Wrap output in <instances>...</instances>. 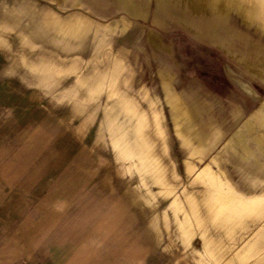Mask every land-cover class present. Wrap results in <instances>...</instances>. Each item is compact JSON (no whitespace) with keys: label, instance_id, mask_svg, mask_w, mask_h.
<instances>
[{"label":"rangeland","instance_id":"1","mask_svg":"<svg viewBox=\"0 0 264 264\" xmlns=\"http://www.w3.org/2000/svg\"><path fill=\"white\" fill-rule=\"evenodd\" d=\"M198 1L0 0V264H264V155L230 148L264 129V0L263 29Z\"/></svg>","mask_w":264,"mask_h":264},{"label":"bare ground","instance_id":"2","mask_svg":"<svg viewBox=\"0 0 264 264\" xmlns=\"http://www.w3.org/2000/svg\"><path fill=\"white\" fill-rule=\"evenodd\" d=\"M204 3H206L205 0H199L198 1L197 5L195 6L196 13H198L200 11H203V9L205 8V4ZM209 8H210L209 10L213 11V12H218V11H220V12H224V11L230 12V11H234L239 16H241V18H242V20L244 22L249 23V24L250 23L251 24H256V25L258 24V25H260L261 28L263 26V25L261 26V24L259 23L256 15H255L254 10H252L250 7H247L240 0H228V1H226V0H210ZM203 12H205V11H203ZM149 39H150V42L154 46L158 45V38L156 36H154V34L149 33ZM247 67H248L249 70H251V72L257 74L259 77L261 76V72L257 71L252 66L247 64ZM231 75L234 76L233 74H231ZM171 78H173V77H171ZM237 83L239 84L241 89L247 95H249L250 97H252L254 99L257 98L256 94L250 88H248L246 85L241 84L239 81H237ZM171 99H170L169 105L171 106V108L173 110L175 119L179 120V125H177V127H179V130L177 131L179 136L182 137L183 140L185 141V143L190 145L194 149L195 152L200 153L201 149H202V144H201V139H200V136H199V131H198V128L192 122V118H191L189 110L187 109L185 104L181 101V99H179L178 97H174L172 100ZM181 126L184 129L185 133L180 131ZM253 126L251 125V123H248L245 126L244 133H242L239 136H237L234 140H231V147L230 148H234V149L239 148L240 152L237 153V154H238L239 158H241V159L244 156H248L249 154H253V150L257 151V152H260V153H262L264 155V129H261V127L255 125L254 123H253ZM194 140L198 141V145L192 146L193 145L192 142ZM232 141H233V143H232ZM249 141L254 146L253 150L250 147V145L248 144ZM127 149L130 150L129 146L127 147ZM118 154H119V156H121L122 158L127 160L129 154H131V153H129L125 149V146L123 145L122 151L119 152ZM146 167H150V163L142 165V166L139 165V164L136 165V169L146 168ZM206 169L210 170V166L207 165ZM145 171H147V170H145ZM221 171H223V170H221ZM224 180L226 182L228 181L227 178H224ZM208 198L209 197H206V199H208ZM233 211H236V209L233 208Z\"/></svg>","mask_w":264,"mask_h":264}]
</instances>
